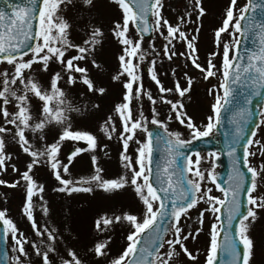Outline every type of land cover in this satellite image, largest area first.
<instances>
[{"label":"snow or ice","instance_id":"6c2138e0","mask_svg":"<svg viewBox=\"0 0 264 264\" xmlns=\"http://www.w3.org/2000/svg\"><path fill=\"white\" fill-rule=\"evenodd\" d=\"M72 2L28 0L27 4L7 3L10 11L0 8V64L6 65L0 69V170L6 171L7 162L12 159V154L7 151L11 139L30 158L26 170L21 173L26 189L23 212L35 235L41 237L39 242L30 241L7 215V209H0L4 240L7 242L10 237L13 241L11 255L7 248L3 250L6 264H35L36 258H39V264H57L56 256H59V264H86L75 248H66V255H60L63 236L59 230L48 225L41 228L36 220L34 197L41 201L43 215L50 212L43 195L44 185L33 172L40 165L48 166L59 182L53 189L55 192L72 195L100 189L118 194L131 188L139 198L142 208L138 213H105L95 221V228L100 232H111L117 226L128 228L126 247L111 259L110 264H183L182 254L197 261V255L188 248L187 242L190 238L195 240L203 231L206 214L213 220L209 225L210 242L205 264H217L221 250L227 257L224 264H255L257 242L251 230L264 217V136H257L264 126V104L258 105L262 109L261 119L255 129L250 131L248 124L254 115L253 101L257 97L264 99V0H247L243 7H238V0H230L222 24L214 32L216 50L208 54L204 64L199 62L197 47L202 18L207 13L204 0H193L195 20L193 13L187 12L179 16L175 24L163 15L164 0H115L123 15L111 31L122 45V54L118 57L119 70L112 79L122 83L124 93L122 102L116 104L113 114L102 122L100 131L109 140L116 135L122 143L120 160L124 172L116 178H105L99 158L92 155L95 172L80 180L65 178L63 174H70L72 158L78 153L95 152L100 144L92 132L73 129L72 113H80L82 109L73 102L66 86L82 83L89 92L99 95H104L107 89L96 85L86 66L90 61L94 67H101L95 59V50L101 43L103 31L90 25L86 39L74 43L70 39L72 25L62 15ZM82 2L86 7L95 6L94 0ZM187 25L195 27L188 30ZM130 27L138 34L136 37L130 34ZM153 31L158 32L165 43L160 50L154 43L150 45L154 58L142 69L141 65L149 58V52L143 47L145 34ZM225 33L234 43L223 40ZM237 34L255 37L256 47L245 56L240 54L241 41ZM179 42L186 46L183 51L176 48ZM217 56L221 57L219 65L214 62ZM163 58L168 61L184 58L199 70L203 80L218 79V85L213 84L207 90L214 97V103L206 123H197L188 114L183 99L192 91L196 78L183 71L186 86H181L177 79L175 88L165 87L157 69ZM50 63L59 64L60 69L51 75L49 86L44 87L36 76L34 65H40L39 71L48 72ZM144 71L149 72L151 81L158 87L155 96L145 88ZM176 72L177 68L173 67L172 75ZM173 92L181 99H170L167 94ZM145 97L151 104L150 115H146L143 108ZM34 100L39 102L38 112L34 111ZM158 102L170 106L166 119L160 118ZM231 106L236 108L231 118L235 129L226 144L231 171L225 186L216 174V162L224 151L217 149L202 155L198 149L191 152L184 149L191 148L194 141L211 137L222 123L223 113ZM92 107L98 109L100 105L96 103ZM173 114L189 130V138H184V133L179 130H170ZM116 119L120 121V129ZM150 124L157 128L151 130ZM50 126L60 129L52 142L47 141ZM138 133H143L144 138L141 139ZM37 140L41 147L36 146ZM66 140L84 141L87 148H77L64 163L59 154L62 142ZM130 142L138 145L135 158L128 152ZM157 145L165 153L162 162L154 159ZM103 148L108 149V145L104 144ZM241 149L246 171L241 167ZM11 167L13 171H19L15 164ZM18 184L19 181L9 183L0 179V185L16 187ZM209 184L221 195L214 194L213 186ZM192 209L198 211L199 226L195 230L187 225L192 219ZM111 241L109 235L89 252L96 257H107ZM26 245L32 250L29 251Z\"/></svg>","mask_w":264,"mask_h":264},{"label":"rangeland","instance_id":"374dc122","mask_svg":"<svg viewBox=\"0 0 264 264\" xmlns=\"http://www.w3.org/2000/svg\"><path fill=\"white\" fill-rule=\"evenodd\" d=\"M230 0H204V6L207 9L206 15L202 18V27L197 40L199 62L204 64L208 59V54L216 50L215 45V29L222 24L226 9ZM94 7H86L82 0H73L72 4L63 11L62 15L67 19L72 28L70 30V39L74 43H82L86 39L90 25L98 26L103 31L101 43L96 46L95 59L101 65L100 68L94 67L91 62L87 63L89 75L94 80L97 86H103L107 89L104 95H99L94 92H89L87 87L82 83L75 86H66L71 93L73 102L81 107L80 113H72V124L74 130L90 131L99 138L100 147L95 152L85 151L78 153L72 158V163L69 166L70 174H63L65 178L80 180L82 177L87 178L94 174L95 166L92 163V155H96L99 159V166L104 169L102 173L105 178H116L123 174L124 169L121 165L120 153L123 150L122 143L117 139L116 135L111 140L107 139L100 131L102 122L107 117L113 114V109L116 104L122 102L124 88L121 82L113 81L112 77L119 70L120 64L118 57L122 54V45L114 37L111 31L115 22L122 20V9L118 6L115 0H94ZM193 0H164L163 15L172 23L178 22V17L185 15L187 12H192V19H196V14L192 9ZM246 0H238V7H243ZM188 30H191L195 25H187ZM232 29H229L231 32ZM154 32L153 39L143 41V47L149 52V58L144 61L141 68L149 65L151 58H154L151 52L150 45L155 44L157 50L162 48L165 43L163 37L158 32ZM130 34L133 37L137 36L134 29L130 27ZM238 37V35H237ZM223 40L229 43H234L232 37L225 33ZM183 42L176 43V48L180 51L185 49ZM214 62L219 65L221 57L214 58ZM5 64H0V69L4 68ZM177 68L176 75L173 76L171 69ZM37 69L36 76L44 87H48L50 77L55 71H59L60 66L57 63H50L49 71H39L40 65H34ZM158 71L161 72V80L165 87L175 88V81L178 79L181 86H186V80L183 76V71H188L189 75L195 79L192 91L186 94L184 99L185 108L189 115L197 123H206L207 115L211 114V104L214 103V97L208 94V88L213 84L219 83L217 78H210L209 81L203 80L199 70L191 66L190 62H186L184 58H174L168 61L163 58V63L157 64ZM11 71V68L9 69ZM144 85L146 89H150L153 95L158 94L157 85L151 81L148 71H144ZM219 76V74H218ZM63 83V82H62ZM170 99H181L178 93L173 92L167 94ZM190 96V99L188 98ZM98 103L100 107L93 108L92 105ZM143 108L146 115H150L151 104L145 97L142 101ZM34 111L39 110V102L34 100ZM134 112L136 104L134 102ZM169 105L160 104L158 102L157 109L161 113L160 118L166 119ZM115 118V117H114ZM117 128L120 129V121L116 119ZM170 130H179L184 133V138H189V130L175 119L169 123ZM261 132L257 136H264V126H261ZM60 129L56 126H50L47 130V141L52 142L57 137ZM141 139L144 138L143 133H138ZM107 144L108 149H104L103 145ZM37 147L42 144L39 140L36 142ZM138 145L135 142H130L128 152L135 158L136 148ZM77 148H87L84 141L66 140L62 142L59 158L67 163L69 152L75 151ZM7 151L12 154V159L8 161V171L0 170V179L8 180V182H15L16 178L19 184L7 194L5 198L0 199V208L7 209V215L11 217L18 225V227L25 233L30 241H37L41 239L35 235L31 223L23 212L26 203V189L25 182L21 179V173L26 170V162L29 161V156L24 154L19 145L9 139ZM105 152L108 154L105 155ZM255 163V160H253ZM15 164L19 171H13L11 167ZM206 166V165H202ZM35 178L44 185L45 191L43 193L44 199L47 201L50 212L47 216L43 215L40 209L41 201L34 197L35 216L38 224L43 228L48 225L50 228H56L63 236V241L60 244V255H66L64 249L72 247L75 248L80 257L86 264H110L113 257L117 256L126 247V236L128 233L127 226H117L111 232H100L95 228V221L100 216L107 213L112 215L114 212L119 214L121 211H132L138 213L142 208L139 198L135 195L131 188L121 190L118 194L106 193L103 190L96 189L93 193H73L66 195L53 191L59 186V182L54 178L51 169L48 166L40 165L33 169ZM10 174V175H9ZM208 186H213L209 184ZM4 189V185H0V192ZM213 192L216 195H221L213 186ZM3 196V194H2ZM4 199V200H3ZM8 206V207H7ZM11 206V208H9ZM205 205H200L204 207ZM192 219L187 221V225L195 230L198 224V211L192 209L190 213ZM213 218L205 215V222L203 231L199 233L195 240L189 239L187 242L188 248L197 255V261H191L186 255L181 256L183 264H205L206 254L210 242L209 225ZM252 235L257 242V252L255 257V264H264V217L259 219L252 227ZM111 235L112 241L110 243V255L107 257H96L94 253L89 252L98 242L106 240ZM9 252L11 253V246L13 241L8 238ZM29 251L32 249L26 245ZM56 256V254H52ZM57 264H59V256H56ZM35 264H39V258H36Z\"/></svg>","mask_w":264,"mask_h":264},{"label":"water","instance_id":"95a60500","mask_svg":"<svg viewBox=\"0 0 264 264\" xmlns=\"http://www.w3.org/2000/svg\"><path fill=\"white\" fill-rule=\"evenodd\" d=\"M18 3V4H27L28 0H0V8H3L5 11H10L7 7V3ZM259 2V0H257ZM258 18H259V10H258ZM153 37L152 32L149 34H145V39L149 40ZM240 43V54L242 56L247 55L250 49H254L256 45L253 43L255 37L253 36H244L239 38ZM242 103V101H241ZM264 104V99L257 97L253 101L252 111L253 117L252 122L248 124V129L251 131L255 129L256 124L259 123V114L261 112V108L258 105ZM235 106H231L230 110L225 111L223 113L222 123L218 126V129L215 130L214 137L204 138L199 141H194L192 143L191 148H185V152H191L193 150H200L201 154H206L208 151H216L217 149L224 151L225 154L221 156L220 160L216 162V166L218 167L217 177L218 181L225 186H227V178L231 171V161L227 156L226 144L230 138V134L234 131L235 125L231 123L232 112L235 111ZM149 128L151 130H155L157 126L150 125ZM165 153L163 148L160 145L156 146V151L154 152V159L156 162H162ZM241 167L245 169L246 166L243 164V149H241ZM250 176V174H249ZM223 234L221 235L222 240ZM7 248V242L4 240V226L2 222H0V264H6V258L3 256V250ZM227 259L226 254L221 250L218 253V262L217 264H224V261Z\"/></svg>","mask_w":264,"mask_h":264}]
</instances>
